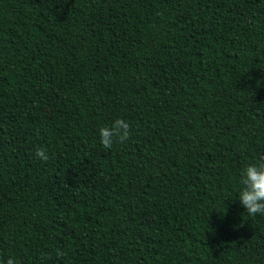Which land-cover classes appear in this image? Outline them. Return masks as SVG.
Wrapping results in <instances>:
<instances>
[{"label": "trees", "instance_id": "obj_1", "mask_svg": "<svg viewBox=\"0 0 264 264\" xmlns=\"http://www.w3.org/2000/svg\"><path fill=\"white\" fill-rule=\"evenodd\" d=\"M262 162L264 0H0V264H264Z\"/></svg>", "mask_w": 264, "mask_h": 264}, {"label": "clouds", "instance_id": "obj_2", "mask_svg": "<svg viewBox=\"0 0 264 264\" xmlns=\"http://www.w3.org/2000/svg\"><path fill=\"white\" fill-rule=\"evenodd\" d=\"M99 134L102 146L110 149L114 143H124L128 140L130 124L124 119L117 118L110 127L100 128ZM36 155L45 162L49 159L47 151L43 148H37ZM240 185L238 198L247 214L250 217L264 215V162L247 165L241 173ZM5 264L18 262L10 256Z\"/></svg>", "mask_w": 264, "mask_h": 264}]
</instances>
